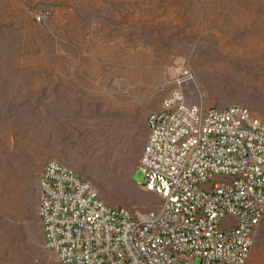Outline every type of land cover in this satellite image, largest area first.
<instances>
[{"label": "rangeland", "instance_id": "1", "mask_svg": "<svg viewBox=\"0 0 264 264\" xmlns=\"http://www.w3.org/2000/svg\"><path fill=\"white\" fill-rule=\"evenodd\" d=\"M182 68L206 108L264 115V0H0V264H63L38 215L50 160L113 207H160L139 164Z\"/></svg>", "mask_w": 264, "mask_h": 264}, {"label": "built area", "instance_id": "2", "mask_svg": "<svg viewBox=\"0 0 264 264\" xmlns=\"http://www.w3.org/2000/svg\"><path fill=\"white\" fill-rule=\"evenodd\" d=\"M195 81L180 69L148 118L139 168L143 189L162 198L158 209L113 207L67 165L46 164L38 215L59 262L248 264L264 219V115L206 108L193 100Z\"/></svg>", "mask_w": 264, "mask_h": 264}]
</instances>
